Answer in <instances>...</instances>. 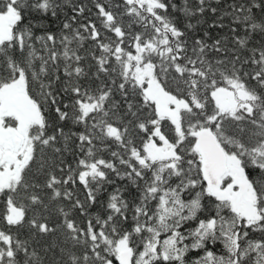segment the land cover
Segmentation results:
<instances>
[{"label": "snow or ice", "instance_id": "6c2138e0", "mask_svg": "<svg viewBox=\"0 0 264 264\" xmlns=\"http://www.w3.org/2000/svg\"><path fill=\"white\" fill-rule=\"evenodd\" d=\"M0 264H264V0H0Z\"/></svg>", "mask_w": 264, "mask_h": 264}, {"label": "trees", "instance_id": "16d2710c", "mask_svg": "<svg viewBox=\"0 0 264 264\" xmlns=\"http://www.w3.org/2000/svg\"><path fill=\"white\" fill-rule=\"evenodd\" d=\"M82 2L85 3V4H89V0H82ZM104 2H106V0H104ZM175 2H176L177 4H182V0H175ZM192 2H196V0H192ZM89 6H91V5H89ZM91 7H92V13L94 14L95 11H96V9L94 8V6H91ZM169 14L172 15V16L177 17V23H178L179 26L182 28L183 25H184V16H183V14H182V13H173V12L171 11V9L169 10ZM62 19H63V16H61L60 20H48V21H47V23H48V25H49V27H48V31H51V32H58V31H59V28L61 27V20H62ZM92 19H95V16H94V15H92ZM212 19H213V17L211 16V14H208V23L205 24V25H203V27H204V28H207V27H208V24H211V23H212ZM26 22H27V21H26ZM191 22H192V23H195V20H192ZM209 30L212 32L213 36L216 35V32H217L216 29H209ZM197 34H200V33H197ZM191 35H192V34L190 33V36H191ZM68 159H69V161H71V160H72V157H69ZM253 175H255V173H253ZM125 195H126V197H127L128 199H131L132 196L135 195V193H134V191H133V192H131L130 194H129V193H126ZM93 211H95V209H94ZM251 235H252V238H254V239L259 237V233H252ZM213 251H215L216 253L219 254V253H223V252H224V249L222 248V246H221L220 244H217V245L215 246V248L213 249ZM196 255H199V253H191V254H189V256H188V259L191 260L192 257H193V256H196Z\"/></svg>", "mask_w": 264, "mask_h": 264}]
</instances>
